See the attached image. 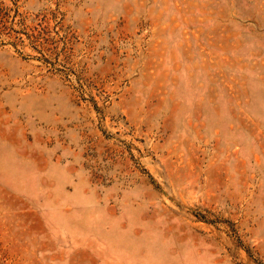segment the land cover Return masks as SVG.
<instances>
[{
    "label": "rangeland",
    "instance_id": "obj_1",
    "mask_svg": "<svg viewBox=\"0 0 264 264\" xmlns=\"http://www.w3.org/2000/svg\"><path fill=\"white\" fill-rule=\"evenodd\" d=\"M0 20V264H264V0Z\"/></svg>",
    "mask_w": 264,
    "mask_h": 264
},
{
    "label": "trees",
    "instance_id": "obj_2",
    "mask_svg": "<svg viewBox=\"0 0 264 264\" xmlns=\"http://www.w3.org/2000/svg\"><path fill=\"white\" fill-rule=\"evenodd\" d=\"M0 22H1V20H0ZM2 24V23H1ZM1 26H3V25H1Z\"/></svg>",
    "mask_w": 264,
    "mask_h": 264
}]
</instances>
